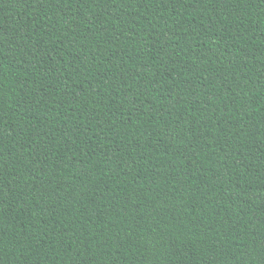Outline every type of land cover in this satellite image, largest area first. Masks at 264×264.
<instances>
[{
  "label": "trees",
  "instance_id": "obj_1",
  "mask_svg": "<svg viewBox=\"0 0 264 264\" xmlns=\"http://www.w3.org/2000/svg\"><path fill=\"white\" fill-rule=\"evenodd\" d=\"M0 264H264V0H0Z\"/></svg>",
  "mask_w": 264,
  "mask_h": 264
}]
</instances>
